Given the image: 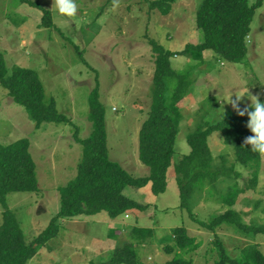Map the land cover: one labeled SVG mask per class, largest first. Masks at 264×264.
I'll return each mask as SVG.
<instances>
[{
	"label": "rangeland",
	"instance_id": "1",
	"mask_svg": "<svg viewBox=\"0 0 264 264\" xmlns=\"http://www.w3.org/2000/svg\"><path fill=\"white\" fill-rule=\"evenodd\" d=\"M51 11L54 25L41 27L42 9L20 0H0V53L9 69L19 65L38 72L46 97H53L66 124L44 122L36 128L24 108L0 86V142L29 139L36 164L37 192H10L6 204L15 215L27 241L42 231L59 208L58 187L76 175L82 145L76 137L91 132L89 95L97 88L105 110V129L110 159L133 177L148 174L138 157V133L147 115L154 70V53L148 39H154L176 54L174 69L195 63L179 52L188 43L202 39L195 13L201 0H176L167 15L149 8L146 0H75L77 13L69 18L58 14L55 0H32ZM256 0H249L254 3ZM247 53L240 63H231L211 50L203 52L204 62L192 70L189 94L180 102L181 120L174 143L172 163L187 154L189 133L199 123L215 122L234 112L228 96L244 94L240 107L251 103L249 96L264 102V0L254 13L246 39ZM212 167L227 169L214 187L194 192L191 210L200 221H208L227 207L219 195L236 182L244 192L234 209L247 225L264 226V154L253 182L252 171L236 162L234 148L220 131L208 136ZM236 172L239 175H236ZM123 194L147 205L111 219L106 212L72 219H59L58 234L50 239L28 264H91L106 261L116 246L135 241L132 226L148 227L153 233L136 244L142 264H165L174 253L165 252L173 243V229L185 227L199 246L183 253L192 264H214L222 243L232 257L242 247L257 243L264 254V234L251 237L221 225L216 232L199 227L187 209L179 206L180 196L173 166L167 171L166 190L158 195L150 185L126 186ZM3 206L0 204V224Z\"/></svg>",
	"mask_w": 264,
	"mask_h": 264
},
{
	"label": "trees",
	"instance_id": "2",
	"mask_svg": "<svg viewBox=\"0 0 264 264\" xmlns=\"http://www.w3.org/2000/svg\"><path fill=\"white\" fill-rule=\"evenodd\" d=\"M25 4L40 7L36 1L20 0ZM149 8L167 15L176 0H146ZM261 0H201L195 22L202 32L199 43H188L179 53L194 60L193 67L176 70L171 57L176 53L165 49L154 39L149 44L154 53V70L150 87V103L146 117L138 133V157L148 167V174L140 177L130 175L119 163L110 159L105 129L104 105L99 99L97 88L89 95V120L91 132L85 138L75 136L82 145L81 158L76 165V175L67 184L58 187L59 208L46 227L27 241L16 215L7 207L6 195L10 192H37L36 164L30 154L29 139L19 138L13 142H0V204L3 206L0 224V264H28L46 243L59 231V219H72L106 212L111 219L128 215L133 210L145 211L148 206L123 194L126 186L137 188L150 185L152 193L158 195L166 190L167 171L173 166L178 186L179 206L187 209L199 227L211 232L221 225L251 237L264 234L263 225H247L241 214L234 209L237 197L244 192L236 182L219 195L226 209L208 221H199L191 210L192 195L206 186L214 187L218 176L227 169L212 167V156L208 136L220 131L226 144L234 148L235 160L252 171L253 182L257 177L263 154L251 151L244 139L252 133L247 129V115L241 117L236 111L209 123H199L195 131L187 136L190 150L172 163L174 143L181 120L180 102L189 94L193 82L192 70L204 62L203 52L211 50L219 59L231 63L244 60L246 39L254 13ZM42 9L40 26L51 28L54 23L51 11ZM0 86L16 104L22 106L36 128L44 122L68 123L70 119L56 108L53 97H46L45 90L36 70L13 65L9 69L0 53ZM250 105V104H248ZM243 106L241 108L247 107ZM238 176L239 173L236 172ZM130 233L135 241L116 246L104 262L91 264H142L138 259L136 244L153 233L148 227L132 226ZM173 243L164 249L174 256L165 264H192L191 258L183 253L194 251L199 243L188 234L183 226L173 229ZM219 257L214 264H264V254L257 243L241 248L240 257L229 255L220 241Z\"/></svg>",
	"mask_w": 264,
	"mask_h": 264
},
{
	"label": "clouds",
	"instance_id": "3",
	"mask_svg": "<svg viewBox=\"0 0 264 264\" xmlns=\"http://www.w3.org/2000/svg\"><path fill=\"white\" fill-rule=\"evenodd\" d=\"M55 7L58 14L72 18L77 13L75 0H55ZM227 98L226 103H230L232 108L243 117L247 115L246 127L252 133L244 139L245 145L251 146V151L264 154V102L256 96H249L250 105L241 108V100L244 94L236 95L235 99Z\"/></svg>",
	"mask_w": 264,
	"mask_h": 264
},
{
	"label": "crops",
	"instance_id": "4",
	"mask_svg": "<svg viewBox=\"0 0 264 264\" xmlns=\"http://www.w3.org/2000/svg\"><path fill=\"white\" fill-rule=\"evenodd\" d=\"M203 58H204V55H203ZM125 217H128V215L126 214Z\"/></svg>",
	"mask_w": 264,
	"mask_h": 264
}]
</instances>
